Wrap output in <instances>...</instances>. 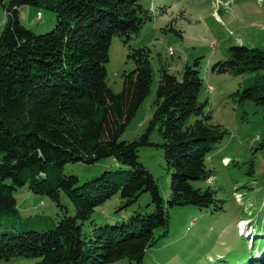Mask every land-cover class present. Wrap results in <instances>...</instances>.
<instances>
[{
  "label": "trees",
  "instance_id": "1",
  "mask_svg": "<svg viewBox=\"0 0 264 264\" xmlns=\"http://www.w3.org/2000/svg\"><path fill=\"white\" fill-rule=\"evenodd\" d=\"M142 1L11 0L6 5L0 0L5 11L0 34V232L32 226L1 235L0 264L14 258H37L41 264H115L125 259L143 264L157 243V231L168 234V208L224 211L213 189L194 185L212 176L208 159L229 134L211 123L208 101L200 100L204 84L199 60L179 74L160 70L147 129L136 140L121 141L151 93V51L130 49L135 69L125 74L120 93L108 85L106 66L113 39L128 45L152 19ZM27 6L53 12L54 29L36 34L25 27L20 10ZM229 51L230 58L217 62L213 71L256 74L238 102L253 101L264 111V51L246 46ZM154 134L157 142L151 141ZM152 146L163 150L170 174L168 208L158 182L139 160L140 148ZM259 149L264 150V137ZM107 158L119 169L83 183L65 173L68 164L92 165ZM24 186L50 198L63 217L56 223L40 215L23 218L15 192ZM61 193L73 204V216L62 205ZM144 193L156 206L153 212L136 213L122 224L94 222L96 210L115 195L128 207ZM90 221L92 230L84 233Z\"/></svg>",
  "mask_w": 264,
  "mask_h": 264
},
{
  "label": "rangeland",
  "instance_id": "2",
  "mask_svg": "<svg viewBox=\"0 0 264 264\" xmlns=\"http://www.w3.org/2000/svg\"><path fill=\"white\" fill-rule=\"evenodd\" d=\"M10 1L5 0L4 3L7 5ZM142 2L151 12L152 19L144 24L138 34L132 36L128 45L119 37L113 39L106 66L108 85L115 93H120L124 88L125 74L135 69L128 57L130 49L148 48L151 51V93L127 127L121 141L136 140L147 129L155 112L160 70L165 68L179 74L187 65H194L196 60H199L204 84L200 100L208 101L206 112L212 115L211 123L229 132L208 159L212 176L207 183L194 184L196 187L213 189L216 199L224 202V211L220 213L213 209L200 211L195 206L168 208L170 174L166 169L163 150L157 146L140 148L139 160L158 182L170 219L168 234L164 235L163 229L157 231V243L146 252L143 264L241 262L243 255L249 254V251L247 240L240 238L238 231L242 236L251 222H247L248 226L243 232L242 224L238 228L239 220L251 219L253 225L264 232V150L259 149L264 137V111L253 101L242 105L238 102L239 95L254 84L256 74H220L213 71V66L228 60L229 50L233 46L264 51V0ZM38 13H42V18L37 19ZM4 19V7L0 6V34ZM20 20L36 34L48 33L55 27V15L46 9L22 7ZM260 75L264 76V71ZM157 140V134L152 135L151 141ZM117 169L119 166L116 161L107 158L92 165L68 164L65 173L77 176L83 183L105 171ZM235 194L242 196L243 204L236 201ZM15 197L23 218L40 215L50 217L56 223L64 215L55 202L34 194L28 186L15 192ZM60 200L68 215L73 216L74 206L66 194L61 193ZM155 208L149 193L142 194L136 203L128 207L124 206L117 194L96 210L93 220L98 225L122 224L136 213H151ZM51 225L50 222L43 227L47 229ZM31 228L30 224H19L1 231L0 237ZM91 230V221L86 222L84 233ZM10 264L41 263L37 258H14ZM115 264L130 263L125 259Z\"/></svg>",
  "mask_w": 264,
  "mask_h": 264
},
{
  "label": "bare ground",
  "instance_id": "3",
  "mask_svg": "<svg viewBox=\"0 0 264 264\" xmlns=\"http://www.w3.org/2000/svg\"><path fill=\"white\" fill-rule=\"evenodd\" d=\"M249 224V223H248ZM248 225H247V222H245V223H243L242 224V227L243 228H241L242 230H243V232L246 230L245 228L247 227ZM241 234V233H240ZM247 236V235H246ZM251 236V235H250Z\"/></svg>",
  "mask_w": 264,
  "mask_h": 264
},
{
  "label": "built area",
  "instance_id": "4",
  "mask_svg": "<svg viewBox=\"0 0 264 264\" xmlns=\"http://www.w3.org/2000/svg\"><path fill=\"white\" fill-rule=\"evenodd\" d=\"M40 18H41V15L39 14V15H38V19H40Z\"/></svg>",
  "mask_w": 264,
  "mask_h": 264
}]
</instances>
